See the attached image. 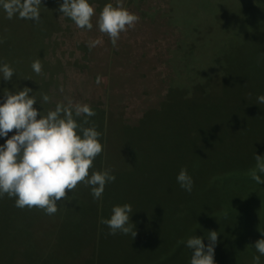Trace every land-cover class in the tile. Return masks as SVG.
<instances>
[{"label": "rangeland", "instance_id": "rangeland-1", "mask_svg": "<svg viewBox=\"0 0 264 264\" xmlns=\"http://www.w3.org/2000/svg\"><path fill=\"white\" fill-rule=\"evenodd\" d=\"M117 2L111 0L113 6ZM119 2L138 20L133 27L121 32L115 47L109 36L100 32L96 25L99 12L107 3L100 7L91 3L96 10L91 30L78 28L58 11L59 7L53 13L54 22L47 20L37 31L25 28V35L30 36L28 41L33 47L32 57L40 60L42 70L38 75L33 72L31 64L34 60L30 59L21 75L24 82L37 92L35 107L40 111L44 109V114L54 110L57 103L68 104L71 101L110 111L130 127H137L142 122L132 142L140 159L132 171L130 182L143 183V190L133 187L128 193L123 188H113L118 191L109 194V184L106 189L108 195L93 202L89 189L78 183L73 192L66 189V196L58 201V211L53 215L35 207L17 208L14 198L5 194L0 198V264H73L81 260V255L91 253L94 238L99 239L104 252L108 247L120 258L126 257L124 254L127 252H135L132 249L135 246L155 255L175 240L183 249V242L192 235L208 243V232L181 231L182 226L197 224L200 216H207L209 211H188L194 202L179 187L175 177L181 168H186L202 184L211 185L214 178H219L215 174L220 169L219 165L223 170L226 165L228 168L231 163L245 160L242 156L246 150L243 147L245 140L243 135L239 138L230 134H204L198 140L182 130L180 122L178 125L172 120L153 122L150 113L159 108L169 84L177 79L176 72L173 73L176 61L172 63L170 58L181 36L179 25L166 11L169 0ZM246 3H250L258 14L264 11V0H246ZM2 13L0 10V18ZM14 21L21 23L19 19L14 18ZM91 41L99 43L89 49ZM255 85L257 94H264V77ZM42 93L50 97L43 107L39 104ZM1 99L3 95L0 92ZM209 113L213 115L215 110ZM239 139L243 141L242 147ZM199 163L202 168L196 171L193 167ZM238 194L235 203L240 214L247 213L241 217L239 229L218 232L212 228L210 231L218 232L215 249L219 244L220 251H224V242L229 237L235 253L232 256L237 262L251 264L252 260L246 261L245 255L249 251L256 253L253 245L261 238L262 231L253 232L249 224L248 214H255L244 207L249 203V194ZM200 198V194L195 197L196 202L201 201ZM123 203L132 206L130 219L136 228L134 238L120 233L109 235L107 226L100 223L101 218L110 216L113 205ZM257 203L262 204L258 200ZM258 210L257 219L263 224L264 206ZM261 264H264V256Z\"/></svg>", "mask_w": 264, "mask_h": 264}, {"label": "trees", "instance_id": "trees-1", "mask_svg": "<svg viewBox=\"0 0 264 264\" xmlns=\"http://www.w3.org/2000/svg\"><path fill=\"white\" fill-rule=\"evenodd\" d=\"M61 2L62 0H42L41 19L38 23L23 19H19V23L14 21L15 17L10 20L2 13L0 40L3 42L0 43V60L9 63L16 70L12 81L1 80L2 95L4 88L19 91L29 87L33 90L30 95L37 98V92L24 82L21 75L26 69L25 63L35 59L32 57L33 47L28 41L30 36L25 34L26 30H39L47 20L54 22L53 13ZM90 3L100 7L111 3V0H90ZM166 11L171 13L173 21L179 25L181 34L170 58L172 63L176 61L173 73L176 72L177 79L169 84L159 108L150 113L149 117L153 122L172 120L177 121L176 125L180 122L182 130L188 131L198 140L204 134H230L239 138L243 135L245 144L242 139L239 142L241 147L243 144L246 148L242 153L245 160L231 163L228 168L226 165L223 170L222 165L218 166L220 169L215 174L219 178H214L211 185L202 184L195 174L188 171L194 182L191 193L183 190L194 202V206L188 211L209 212L207 216L201 215V219L192 227L182 226L181 231L209 232L214 228L218 232H229L239 229L242 225L241 217L247 213L241 216L235 201L239 192H245L249 194V203L244 207L251 213L255 212L254 215L248 214L249 224L253 232H263L264 223L257 219V212L259 207L264 206V185H257L248 171L254 166L255 152L264 154V104H256L258 94L255 85L264 77V11L258 14L246 0H169ZM91 108L95 115L88 117L89 123L86 126H95L101 133L103 150L93 161L89 174L93 170L110 167L116 179L110 183L109 194L121 190L120 188L128 193L133 187L142 191L143 183L130 182L132 171L140 159L132 142L142 122L137 127H130L110 111ZM206 108L209 110L205 111ZM212 109L215 110L213 115L209 113ZM258 123L262 126L257 127ZM14 132L15 129L9 136ZM6 138L0 139V144ZM193 168L197 171L202 167L199 163ZM241 184L242 187L239 186ZM108 186L109 184L105 187L102 199L108 195ZM199 194L201 201L196 202L195 197L198 198ZM82 195L85 199V195ZM257 200L262 204H258ZM242 221L246 223L244 219ZM203 242L206 244L204 239ZM100 244L99 239L94 238L91 253L81 255V260L73 264H189L191 257V250L185 246L181 249L176 240L155 255L141 246H129L135 252H127L123 258L108 247L104 252L103 245ZM224 247L226 253L225 249L220 251L219 244L218 249H215V264H243L232 256L234 251L229 237L224 242ZM247 253L246 261L251 262L256 253Z\"/></svg>", "mask_w": 264, "mask_h": 264}, {"label": "clouds", "instance_id": "clouds-1", "mask_svg": "<svg viewBox=\"0 0 264 264\" xmlns=\"http://www.w3.org/2000/svg\"><path fill=\"white\" fill-rule=\"evenodd\" d=\"M42 0H0V10L7 19L31 20L38 23L41 19L40 6ZM58 11L69 18L81 29L93 28L92 17L96 10L90 0H62ZM138 17L119 2L115 6L107 3L100 10L96 25L102 33H106L113 46L121 32L133 27ZM3 41L0 40V43ZM99 41H91L89 49ZM37 75L42 70L40 60L31 64ZM16 70L7 62L0 60V80L12 81ZM99 83V80L97 81ZM3 99L0 100V198L5 194L14 198L17 208H38L47 215L58 211V201L66 196V189L76 188L83 183L90 189L94 200H100L107 184L115 181L113 169H89L93 161L102 153L101 133L95 126L88 125V117L95 111L88 104L57 103L54 110L43 111L34 107L37 99L30 93L32 89L24 87L19 91L4 88ZM50 97L42 93L43 107ZM257 105L264 104V94L258 95ZM39 117V118H37ZM15 132L9 136V133ZM248 175L257 185H264V154H254V166ZM176 183L191 193L193 179L186 168L177 173ZM133 213L129 203L115 204L108 218H101L100 223L109 229V235L117 233L136 236L135 225L131 222ZM261 232V231H260ZM207 245L199 236L192 235L183 243L191 250L189 264H215L214 254L218 242V232L210 231ZM257 255L252 256L251 264H261L264 256V232L253 245Z\"/></svg>", "mask_w": 264, "mask_h": 264}]
</instances>
